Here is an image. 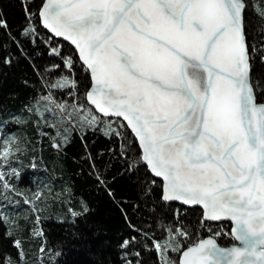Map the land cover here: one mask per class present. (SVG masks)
I'll return each mask as SVG.
<instances>
[{
	"label": "snow or ice",
	"instance_id": "obj_1",
	"mask_svg": "<svg viewBox=\"0 0 264 264\" xmlns=\"http://www.w3.org/2000/svg\"><path fill=\"white\" fill-rule=\"evenodd\" d=\"M261 3L257 25L247 19L246 0H41L37 13L25 8L29 19L37 16L50 34L48 54L59 57L67 73L45 81L48 94L27 107L37 123L43 119L54 129L52 148H66L79 130L101 132L119 141L120 151L110 154L124 160L126 172L138 176L144 169L137 180L140 191L147 197L158 188L160 208L179 202L202 209L198 223L207 235L184 224L177 209L175 226L162 229L164 244L153 239L161 255L179 254L172 264H264V76L253 75L254 56L264 64ZM0 28H7L6 20H0ZM250 30L257 31L259 48L251 43ZM36 32L31 26L22 29L24 36ZM58 39L70 43L74 53L64 56ZM76 58L87 78L83 93L72 77ZM0 64L10 67L12 58H0ZM61 64L46 69L49 76ZM53 90H68L73 103L57 102ZM21 151L20 141L0 134V167ZM87 158L97 185L115 199L90 150ZM9 175L20 176L15 168ZM0 189V225L11 223L2 211L10 194L31 206L40 223V191L34 199L23 198L3 173ZM68 212L79 217L88 207ZM123 215L127 219L126 211ZM217 223L221 226L214 228ZM223 237L233 243L222 246ZM135 240L133 235L120 243L126 256L132 255L128 249ZM12 245L23 262L22 241ZM0 264L17 261L0 254Z\"/></svg>",
	"mask_w": 264,
	"mask_h": 264
},
{
	"label": "trees",
	"instance_id": "obj_2",
	"mask_svg": "<svg viewBox=\"0 0 264 264\" xmlns=\"http://www.w3.org/2000/svg\"><path fill=\"white\" fill-rule=\"evenodd\" d=\"M246 2L247 19L257 25L261 0ZM40 4L41 0H0V20L7 21V28H0V58H12L10 67L0 64V134L15 137L22 150L10 164L0 167V173L7 176L23 198L34 199L33 193H42L37 202L39 224H36L31 206L24 205L22 198L10 194L8 200L2 202L3 215L10 217L11 223L0 225V234H3L0 254L11 257L17 264H127L129 259H133V264H163L165 259L168 264L178 261V253L169 251L161 255L152 241L155 239L164 244L167 233L162 229L175 226L173 213L177 209L184 224L207 235V228H200L198 223L202 216L199 208H185L173 203L160 208L162 202H158V188L147 197L140 191L137 180L143 176L144 169H140L138 176L126 172L124 160L110 154L120 151L119 141L109 139L101 132L76 131L67 147L57 152L51 146L54 129L45 127L43 119L37 123L38 117L27 111L36 99L48 94L45 81H55L57 77L67 75L60 58L48 54L49 34L41 28L38 17L29 19L26 15L25 8L37 13ZM29 26L35 27L37 32L24 36L22 29ZM251 37V43L259 48L257 31H251ZM57 45L62 46L64 56L74 53L65 42L57 40ZM76 61L72 77L79 82L83 93L87 78L78 58ZM55 64H61V70L49 76L46 69ZM253 75L257 78L264 76V64L255 56ZM53 94L57 102L73 103L68 90H53ZM44 115L49 123H53L51 115ZM89 150L96 157L97 167L106 174L115 199L110 198L93 178L87 158ZM0 163H3L2 158ZM10 168L17 170L19 178L9 175ZM3 192L0 189V195ZM13 200H19V204L10 203ZM85 203L87 213L73 217L68 212L71 207L82 213ZM123 211L127 212V219ZM212 226L219 228L221 225ZM223 227L230 229L228 223H223ZM39 230L43 231L42 236L36 235ZM9 232L11 237L7 235ZM133 235L136 240L128 249L132 255L126 256L120 243ZM15 239L22 241L23 262L18 260V250L12 245ZM218 242L222 246L233 243L227 237ZM41 246L45 248L43 253L39 251ZM136 252L140 255L135 256Z\"/></svg>",
	"mask_w": 264,
	"mask_h": 264
},
{
	"label": "water",
	"instance_id": "obj_3",
	"mask_svg": "<svg viewBox=\"0 0 264 264\" xmlns=\"http://www.w3.org/2000/svg\"><path fill=\"white\" fill-rule=\"evenodd\" d=\"M43 30H45L43 27H41ZM46 31V30H45ZM47 32V31H46ZM48 33V32H47ZM49 34V33H48ZM50 35V34H49ZM59 40V39H58ZM60 41H62V42H65V43H67V44H69L72 48H73V46L70 44V43H68V42H66V41H63V40H60ZM73 50H74V48H73ZM75 51V50H74ZM173 204H177V205H179V206H181V207H185V208H199L200 210H201V212H202V209L200 208V207H198V206H185V205H181L179 202H173ZM223 223H228L229 225H230V222H227V221H225V222H223ZM230 227H231V225H230ZM229 246V245H228ZM178 259H179V256H178Z\"/></svg>",
	"mask_w": 264,
	"mask_h": 264
}]
</instances>
